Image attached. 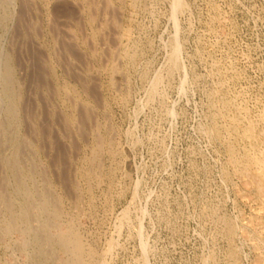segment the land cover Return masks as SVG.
<instances>
[{
    "label": "rangeland",
    "instance_id": "374dc122",
    "mask_svg": "<svg viewBox=\"0 0 264 264\" xmlns=\"http://www.w3.org/2000/svg\"><path fill=\"white\" fill-rule=\"evenodd\" d=\"M177 2L0 0V193L16 212L15 154L63 210L49 233L72 223L95 264H264L244 135L264 130V0ZM9 217L0 264H36Z\"/></svg>",
    "mask_w": 264,
    "mask_h": 264
},
{
    "label": "bare ground",
    "instance_id": "6f19581e",
    "mask_svg": "<svg viewBox=\"0 0 264 264\" xmlns=\"http://www.w3.org/2000/svg\"><path fill=\"white\" fill-rule=\"evenodd\" d=\"M70 1V0H69ZM85 1V0H84ZM179 1V0H178ZM65 2V1H64ZM133 2V1H132ZM131 2V3H132ZM135 2V0H134ZM137 2V1H136ZM177 2V0H176ZM108 3V2H107ZM180 3V2H177ZM176 3V4H177ZM81 5H79L78 7H80ZM177 6V5H176ZM135 7V6H133ZM137 8V7H135ZM23 10V9H22ZM87 13V12H86ZM91 13V12H90ZM83 14V13H82ZM120 16V15H119ZM92 18V16L90 17ZM95 19V18H94ZM30 20V19H29ZM114 20V19H113ZM23 21V20H22ZM51 22V21H49ZM175 22V21H174ZM115 25V24H114ZM113 25V26H114ZM53 26V25H52ZM116 26V25H115ZM115 29V28H114ZM62 30V29H61ZM66 30V29H65ZM114 33V32H112ZM40 34V33H39ZM116 31H115V35H116ZM121 35V33H119ZM68 35V34H67ZM72 35V34H71ZM114 35V36H115ZM61 37V36H60ZM73 37V36H71ZM68 38V37H67ZM75 38V36L73 37ZM117 38V37H116ZM121 38V37H119ZM118 40V39H117ZM69 41V40H68ZM71 42V41H70ZM120 42V40H119ZM117 42V43H119ZM69 43V42H68ZM102 44V43H101ZM115 44V43H114ZM120 45V44H119ZM117 46V45H116ZM42 47V46H41ZM33 48V47H32ZM78 48V47H77ZM118 48V47H117ZM113 49V48H112ZM111 50V49H110ZM115 49H113L114 51ZM112 51V50H111ZM110 51V52H111ZM114 53V52H113ZM119 53V52H118ZM127 53V52H125ZM130 53V52H129ZM120 54V53H119ZM123 54V52H122ZM132 54V53H130ZM131 56V55H128ZM127 56V57H128ZM122 57V56H121ZM120 57V58H121ZM126 57V58H127ZM67 59V58H66ZM125 59V58H124ZM130 59V58H129ZM119 61V59H117ZM84 62V61H83ZM112 64V62H111ZM112 66V65H111ZM110 66V67H111ZM117 66V65H116ZM9 67V66H8ZM113 67V66H112ZM118 67V66H117ZM6 68V67H5ZM9 69V68H8ZM7 69V70H8ZM110 69V68H109ZM12 70V68H11ZM105 70V69H104ZM112 70V69H111ZM10 71V70H9ZM13 71V70H12ZM110 71V70H109ZM5 72V70H4ZM3 72V73H4ZM7 72V71H6ZM1 73V72H0ZM11 73V72H10ZM109 73V72H108ZM113 74V73H112ZM91 75V74H90ZM116 75V73H115ZM2 76V74H1ZM0 76V77H1ZM13 76V75H12ZM6 77V76H5ZM8 77V76H7ZM14 77V76H13ZM45 77V76H44ZM2 79V78H1ZM4 80V79H3ZM78 80V79H77ZM13 81V80H10ZM10 81H8L10 83ZM0 82H3L2 80ZM8 83V86H9ZM16 82H14L15 84ZM92 84V83H91ZM11 85V84H10ZM7 86V88H8ZM224 86V85H223ZM1 87V86H0ZM11 87H13V85H11ZM67 88V87H66ZM124 88V87H123ZM4 89V88H3ZM10 89V87H9ZM12 90V89H11ZM14 90V89H13ZM16 92V90H15ZM6 93H7V89H6ZM17 93V92H16ZM69 93V91H68ZM19 95V94H18ZM60 95V94H59ZM4 97V95H2ZM20 98V97H19ZM15 99V98H14ZM13 99V100H14ZM7 100V99H6ZM221 99L217 100L216 102V106L217 103L220 101ZM8 101V100H7ZM76 101V100H75ZM235 101V100H234ZM233 101V103H234ZM18 102V101H17ZM16 102V103H17ZM20 102V101H19ZM215 102V100H214ZM222 102V101H220ZM219 102V103H220ZM230 102V101H229ZM15 103V102H14ZM77 103V102H75ZM227 104V103H226ZM47 105V104H46ZM80 105V103H79ZM86 105V104H85ZM219 105V104H218ZM235 105V104H234ZM237 105V104H236ZM244 105V104H243ZM81 106V105H80ZM84 106V105H83ZM228 106V105H227ZM88 107V106H87ZM218 107V106H217ZM222 107V105H221ZM233 107V106H232ZM86 108V106H85ZM223 108V107H222ZM240 108V107H239ZM218 109V108H217ZM234 109V107H233ZM56 110V109H55ZM83 110V108H82ZM85 110V109H84ZM215 110V109H213ZM242 110V109H241ZM9 111V110H7ZM14 109L11 111V115H15V113L13 112ZM94 111V110H93ZM227 111V110H226ZM231 111V110H230ZM234 111V110H233ZM222 112V111H221ZM243 112V111H242ZM249 112V111H248ZM247 112V115H248ZM260 112V111H259ZM220 113V112H219ZM237 113V112H236ZM245 113V112H244ZM263 114V112H261ZM230 114V113H229ZM240 114V113H239ZM253 114V113H250ZM17 115V114H16ZM241 115V114H240ZM243 115V114H242ZM246 115V116H247ZM257 115V114H256ZM255 115V116H256ZM23 116V115H22ZM215 116V115H214ZM213 116V117H214ZM254 116V114H253ZM263 116V115H262ZM18 117V116H17ZM264 117V116H263ZM12 118V117H11ZM19 118V117H18ZM71 118V117H70ZM87 118V117H86ZM217 118V117H216ZM228 118V117H226ZM249 118V116H248ZM247 118V119H248ZM257 118V117H256ZM261 118V117H260ZM214 119V118H213ZM242 119V118H241ZM246 119V118H245ZM92 120V119H91ZM220 120V119H219ZM257 120V119H256ZM10 121V120H9ZM12 121V120H11ZM218 121V120H217ZM246 121V120H245ZM250 121V120H249ZM82 122V121H80ZM214 122V121H213ZM227 122V121H226ZM19 123V122H17ZM70 123V122H69ZM262 123V122H261ZM260 123V124H261ZM219 124V123H218ZM235 124V123H234ZM239 124V123H238ZM9 125H11L9 123ZM264 125V124H263ZM13 126V124H12ZM241 126V125H240ZM259 126V125H258ZM243 128V126H242ZM260 128V127H259ZM5 129V128H3ZM9 129V128H7ZM3 131V130H2ZM16 131V130H15ZM107 131V130H106ZM242 131V130H241ZM4 132V131H3ZM235 132V130H234ZM262 132V131H261ZM14 133V132H13ZM97 133H99L97 131ZM225 133V132H223ZM264 133V130H263ZM260 133V131L256 128V125L252 122H248L247 125L245 126V132L244 135L246 137V139H248L250 141V145L252 147L255 153L253 154V157H251V162L254 163L257 167V173H256V178L258 180V186L260 188V190L258 191H264V149H261V146H264V134ZM15 134V133H14ZM11 135V134H10ZM17 135V134H16ZM225 135V134H224ZM7 136V135H6ZM96 136V135H95ZM94 136V137H95ZM235 136V135H234ZM243 136V135H242ZM16 137V136H15ZM19 138V136H17ZM21 137V136H20ZM222 137V135H221ZM17 138V139H18ZM51 138V137H50ZM97 138V137H96ZM95 138V139H96ZM219 138V137H218ZM98 139V138H97ZM227 139V138H226ZM242 140V139H240ZM14 141V140H13ZM228 142V141H227ZM247 142V141H246ZM249 143V142H248ZM103 145V143H102ZM233 145V144H232ZM231 145V146H232ZM241 146V145H240ZM239 146V147H240ZM250 147V148H251ZM17 148V147H16ZM230 148V147H229ZM242 148V147H241ZM14 149V148H13ZM99 149V148H98ZM95 150V149H93ZM240 150V149H239ZM101 151V150H100ZM236 151V150H235ZM252 151V150H251ZM99 152V151H98ZM14 153V152H13ZM17 153V152H15ZM96 153V152H95ZM246 153V152H245ZM12 154V153H11ZM94 154V152H93ZM237 154V153H236ZM235 155V154H234ZM19 156V155H18ZM96 156V155H95ZM237 156V155H236ZM240 156V155H239ZM249 157V155H248ZM247 157V158H248ZM97 157H95L96 160ZM99 158V157H98ZM234 158V157H233ZM236 159V158H235ZM32 160V159H31ZM94 160V163H95ZM244 159H241V161ZM232 161V160H231ZM248 161V160H247ZM20 162V161H19ZM99 162V161H98ZM233 162V161H232ZM93 163V162H92ZM231 163V162H230ZM238 163H243V162H238ZM237 163V164H238ZM245 163V162H244ZM7 166L11 169V171L13 172V174L15 175V192L18 195V197L20 198V202H19V208L16 212H14L12 209L13 207L11 206L12 204H10L9 201L11 200H6L4 198V195L2 193H0V204L2 206V208L4 207V209H6L7 213L9 214V221L5 224V226H3V232H5V234H7V232L13 231L14 229H16V226L19 224L22 226H24L25 230L23 229V232L27 231V232H32L33 234H31V243L35 246V248L37 249V253H38V259H36V264H45L44 260L45 259H49L51 258V256L53 255V250L55 248H59L61 249V251L66 252L69 256V260H70V264H95V262L93 261V257L91 254L87 253L86 250L84 249V245L81 242V239L78 237V235L75 233L74 228L72 223H68L66 225V227L64 228L65 230H63L64 232H59L55 237H53L49 232H51V228L53 227V223L54 219L58 220L61 218V211L60 210L61 207H59V202L58 199L53 198L51 192L49 190H47L46 188L43 189L42 191H40V193H37L36 191V187L35 184L32 183L29 184V180H31V174H25L24 176L22 175V169L21 165H19L16 155L14 154L10 159H8L6 161ZM97 165V162L95 163ZM233 164V163H232ZM231 164V165H232ZM243 165V164H240ZM73 166V165H72ZM236 166V165H234ZM233 166V167H234ZM245 166V164H244ZM243 166V167H244ZM242 167V168H243ZM236 168V167H235ZM246 168V167H245ZM97 169V168H95ZM241 169V168H240ZM244 169V168H243ZM242 169V170H243ZM248 169V168H247ZM246 169V170H247ZM251 169V168H250ZM255 169V168H253ZM241 170V171H242ZM94 171V170H93ZM239 171V170H237ZM244 171V170H243ZM89 172V171H88ZM246 172V171H245ZM244 172V173H245ZM249 172V171H248ZM97 173V172H96ZM242 173V172H241ZM243 173V174H244ZM35 174V173H34ZM80 174V173H79ZM94 175V174H92ZM98 175V174H95ZM238 175V174H237ZM12 176V175H11ZM13 177V176H12ZM35 177V176H34ZM93 177V176H92ZM99 177V176H98ZM97 177V178H98ZM244 177V176H243ZM247 177V176H246ZM36 178V177H35ZM89 178V177H88ZM100 178V177H99ZM82 179V178H81ZM94 180V179H93ZM100 179H97V181ZM39 181V180H38ZM90 181V180H89ZM96 181V180H95ZM254 181V179H253ZM40 182V181H39ZM91 182V181H90ZM88 182V183H90ZM257 182V181H256ZM45 184V183H44ZM254 184V183H253ZM255 185V184H254ZM37 186V185H36ZM45 186V185H44ZM43 186V187H44ZM12 187V186H11ZM41 187V186H40ZM1 188V187H0ZM50 188V187H49ZM254 188V187H253ZM10 189V187H9ZM11 191V190H10ZM39 192V191H38ZM257 192V188L255 193ZM9 193V190H8ZM6 195V193H5ZM264 195V194H263ZM57 196V195H56ZM82 196V195H81ZM258 196V193H257ZM261 196V195H260ZM7 197V196H6ZM17 197V198H18ZM264 197V196H263ZM12 198V197H11ZM58 198V197H57ZM81 198V197H80ZM260 198V197H259ZM10 199V198H9ZM18 200L19 199H15ZM8 201V202H7ZM60 201V200H59ZM91 201V200H90ZM264 201V200H263ZM262 201V202H263ZM13 202V201H12ZM15 202V201H14ZM264 204V203H263ZM17 205V204H16ZM17 208V207H15ZM35 211L36 213L33 214L32 211ZM70 216V215H69ZM31 217L33 219H35L38 223L37 227L34 229H30L27 227V225H30V221H31ZM71 217V216H70ZM64 218V217H63ZM125 218V216H124ZM5 219V218H4ZM69 219V218H68ZM8 220V217H7ZM225 221V220H224ZM5 222V220H4ZM67 222V220H66ZM223 222V221H222ZM226 222V221H225ZM228 222V221H227ZM60 223V222H58ZM76 223V222H75ZM230 223V222H229ZM231 224V223H230ZM57 225V224H56ZM59 225V224H58ZM232 225V224H231ZM20 227V226H19ZM34 227V226H33ZM32 227V228H33ZM226 227H228V225H226ZM230 227V226H229ZM228 227V228H229ZM2 228V227H1ZM225 228V227H222ZM230 229V228H229ZM235 229V228H234ZM76 230V229H75ZM223 230V229H222ZM231 230V229H230ZM17 231V229H16ZM55 231V230H54ZM62 231V230H61ZM21 232V231H20ZM58 232V231H57ZM79 232V231H78ZM224 232V231H223ZM229 232V231H227ZM54 233V232H53ZM9 234V233H8ZM23 234V233H22ZM80 234V233H79ZM227 234V233H226ZM229 234V233H228ZM55 235V233H54ZM224 235V234H223ZM263 235V234H262ZM22 236V235H21ZM227 239V236H226ZM229 240V239H228ZM28 243V242H27ZM86 243V242H85ZM84 243V244H85ZM23 244V243H22ZM24 245V244H23ZM27 245V244H26ZM91 246V245H90ZM10 247V246H9ZM34 248V249H35ZM87 248V247H86ZM88 250V249H87ZM94 250V249H93ZM231 250H233L231 248ZM230 250V251H231ZM234 251V250H233ZM34 252V251H33ZM92 252V251H91ZM11 254V253H10ZM229 254V253H228ZM231 255V253H230ZM97 256V255H96ZM229 256V255H228ZM30 257V256H29ZM53 257V256H52ZM234 257V256H233ZM96 259V257H94ZM231 259V258H230ZM67 261V260H66ZM65 261V262H66ZM33 262V261H31ZM52 262V261H50ZM50 262H48L50 264ZM103 262V261H102ZM232 262V261H231ZM35 263V262H34ZM99 263V262H98ZM55 264V263H54ZM64 264V263H63ZM103 264V263H101Z\"/></svg>",
    "mask_w": 264,
    "mask_h": 264
}]
</instances>
